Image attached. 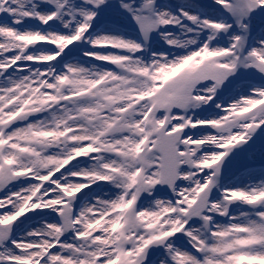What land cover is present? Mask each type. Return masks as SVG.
<instances>
[{"label":"snow or ice","instance_id":"obj_1","mask_svg":"<svg viewBox=\"0 0 264 264\" xmlns=\"http://www.w3.org/2000/svg\"><path fill=\"white\" fill-rule=\"evenodd\" d=\"M0 264H264V0H0Z\"/></svg>","mask_w":264,"mask_h":264}]
</instances>
